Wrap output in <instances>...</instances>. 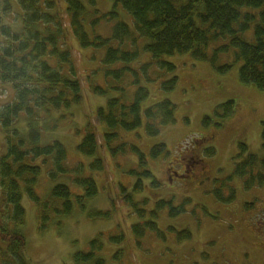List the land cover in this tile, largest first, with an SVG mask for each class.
Segmentation results:
<instances>
[{
    "label": "trees",
    "instance_id": "16d2710c",
    "mask_svg": "<svg viewBox=\"0 0 264 264\" xmlns=\"http://www.w3.org/2000/svg\"><path fill=\"white\" fill-rule=\"evenodd\" d=\"M64 1L68 27L63 26L54 0H0V84L11 85L15 91L13 102L0 108V126L6 134L7 143V152L0 157V264H28L24 256L26 238L19 230L26 220L22 188L39 210L42 230L47 227L51 217L60 221V217L70 216L75 207L79 211H87L88 202L99 194L92 173L103 172L105 165L93 129L85 130L82 141L76 146L78 154L84 158L93 157L88 165L83 159L74 165L70 164L66 148L57 140L41 143L48 137L44 131H57L65 115L53 121L51 117L80 105L83 99V88L70 54L69 34L81 47H106L104 63L122 64L115 70L106 71V76L112 75L118 81L128 72L135 73L131 66L142 52L149 54L152 59V63H145L141 67L146 77L152 65L168 72L175 70L173 64L163 61L165 56L190 53L193 60L209 63L220 74H226L235 64H241L240 82L252 84L264 91V0H112V10L95 17L91 24H98L100 19L117 20L118 6L121 5L132 18L136 35L127 23L118 21L112 33L117 48L108 46L109 39L100 35L91 38L85 31L83 17L87 11L86 4L94 6L96 0ZM15 6L19 11L15 13L16 20L5 24L4 16L11 14ZM97 13L98 10L93 11V14ZM251 29L252 42L242 36ZM219 40L226 43L214 47L209 53L211 45ZM126 42L130 50L122 49V44ZM230 53L231 62L221 65L220 59ZM176 85L177 77L173 76L161 85V89L170 92ZM92 91L96 95L105 93L96 85ZM147 97L148 91L140 87L130 105L121 104L118 98H112L107 101L105 108H98L96 119L108 130L103 140L112 155L119 151L127 152V145L122 142L116 148L110 147V143L119 139L120 131L133 132L142 126L141 103ZM234 111L235 103L226 101L216 108L215 115L219 119H226ZM174 112L175 106L168 99L147 108L144 111L146 135L156 136L162 127L173 125ZM20 115H24V119ZM208 120L205 117L203 123ZM261 139L264 151V122ZM128 152L138 158V169L129 171L131 175L140 177L133 185V192H143L145 183L142 179L149 181L152 188L159 187L160 183L148 169L146 155L134 146H130ZM165 153L166 146L161 143L153 145L148 155L157 159ZM205 153L210 157L215 151L210 147ZM233 163L232 176L242 180L244 190L264 187V155L249 152L247 145L239 142ZM43 166L48 168L46 173L49 180L56 183L50 189L46 201L41 200L35 191ZM232 176L225 180L226 183ZM119 188L125 195L124 201L140 215V222L131 228L137 247L146 232H153L157 238L165 240L156 222L157 214L168 209L169 217L181 216L185 213L183 204L191 201L185 199L180 206L174 207L172 201L159 199L154 209L147 212L133 203L132 195L125 187ZM214 192L218 199L226 203L235 197L231 187L226 198H222L216 190ZM88 213L91 219L108 217L95 209ZM57 225L60 226V223L57 222ZM176 230L169 226L167 228L168 232L175 234V242L191 239L189 230ZM119 235L109 239L113 245L123 244L126 239ZM104 245L100 237L91 240L87 252L73 255L75 263L125 262L124 250L121 248L110 260L104 258ZM203 257L207 258L206 255Z\"/></svg>",
    "mask_w": 264,
    "mask_h": 264
},
{
    "label": "rangeland",
    "instance_id": "374dc122",
    "mask_svg": "<svg viewBox=\"0 0 264 264\" xmlns=\"http://www.w3.org/2000/svg\"><path fill=\"white\" fill-rule=\"evenodd\" d=\"M54 1L57 4L56 12L63 19V26L68 27L65 1ZM86 8L84 28L91 38L100 35L110 40L108 46L117 48V42L112 40V33L118 21L127 23L136 35L133 20L121 5L118 6L117 20L100 19L98 24H91L95 17H101L112 10V0H96L94 6L86 4ZM94 10H98V13L93 14ZM11 12L4 16L5 24L16 20L15 13H19L16 6ZM242 36L252 42V29ZM69 41L71 58L83 88V99L80 105L51 117L53 121L65 115L57 131H44L48 137L41 143L57 140L66 148L70 164L74 165L83 159L88 165L93 157L84 158L78 154L76 146L82 141L85 130L93 129L100 145L105 170L92 173L99 194L88 202L87 211H79L75 207L70 216L60 217V221L51 217L45 223L47 227L44 230L38 208L22 188V206L26 220L19 230L26 238L24 256L28 264H76L73 255L87 252L89 242L99 237L105 244L102 256L110 260L121 248L125 255L123 264H264V187L246 191L242 180L232 176L233 157L238 151L239 142L245 143L249 152L264 155L261 139L264 91L252 84L240 82L241 64H235L228 73L220 74L209 63L193 60L190 53L176 54L163 58V61L174 65L173 72L152 65L146 77L141 67L145 63H152V59L149 54L142 52L139 59L132 63L135 73L128 72L118 81L112 75L106 76V71L115 70L122 65L104 63L106 47H81L71 34ZM224 43V40L217 41L208 52ZM122 45L123 50H130L127 42ZM231 53L223 56L219 63L222 65L231 62ZM173 76L177 77L176 88L165 92L161 85ZM95 85L105 93H93ZM140 87L148 91V97L141 103L143 124L133 132L120 131L119 139L110 143V147L116 148L122 142L127 145L128 150L112 155L103 140L108 130L105 125L97 122V110L105 108L107 101L112 98H118L121 104L130 105ZM14 98L13 87L0 84V108L13 102ZM165 99L175 106V123L162 127L156 136H148L145 133L144 111ZM226 101L235 103V111L230 117L219 119L215 110ZM20 116L24 119V115ZM205 117L209 120L204 124ZM161 143L166 146L167 153L157 159L150 158L149 149ZM130 146L146 155L148 169L160 183L159 187L152 188L149 181L142 179L145 183L143 192H133V185L140 177L129 173L132 169H138L137 156L128 152ZM210 147L215 153L207 157L205 150ZM6 152V134L0 126V157ZM47 169L43 166L35 188L43 201H46L50 189L56 184L47 177ZM230 176L232 179L226 183L225 180ZM59 182L60 180L57 181ZM120 186L125 187L132 195L133 203L147 212L154 209L155 202L159 199L172 201L174 207L180 206L185 199L191 201L183 204L185 213L181 216L169 217L168 209L157 214L156 222L166 237L165 240L157 238L153 232H144L137 247L131 228L133 224L140 222V215L130 207L132 205L129 206L124 201L125 195ZM229 187L234 189L235 197L233 201L226 203L217 198L214 190L222 198H226ZM93 209L108 217L89 218L88 211ZM168 226L175 230H189L191 239L175 242V234L167 231ZM119 234L126 237L127 241L125 239L123 244L113 245L109 239Z\"/></svg>",
    "mask_w": 264,
    "mask_h": 264
}]
</instances>
